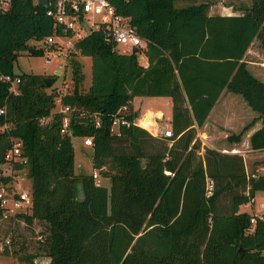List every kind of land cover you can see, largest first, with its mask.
I'll return each mask as SVG.
<instances>
[{
	"label": "trees",
	"instance_id": "obj_1",
	"mask_svg": "<svg viewBox=\"0 0 264 264\" xmlns=\"http://www.w3.org/2000/svg\"><path fill=\"white\" fill-rule=\"evenodd\" d=\"M110 2L145 45L121 51L101 27L75 41L80 55L91 57V82L80 90L82 63L69 56L73 90L61 100L75 108L72 134L60 132L54 93L43 75L14 71L21 51L42 53L43 39L62 33L61 27L36 0H10L0 8V75L20 77L16 93L0 79V123H9L0 131V164L18 138L26 160L9 165L26 167L32 180L30 210L17 216L45 222L41 245L48 264H264V212L241 209L264 190V173L248 177L239 152L209 146L203 156L195 151L197 127L224 90L240 94L257 112L227 140L240 142L261 119L249 147L264 149V81L244 57L254 39L264 49V0H249L239 14H208L205 0ZM137 95L171 98L172 135L155 136L137 124L110 133V118L123 103L129 118L138 117L132 109ZM79 110L99 112L101 125ZM71 135L93 136L92 165L109 177V186L96 183L91 172L75 173ZM144 136L170 144L146 153ZM12 178L0 175L3 181ZM226 192L229 206L221 210L219 198ZM32 256L23 257L27 264Z\"/></svg>",
	"mask_w": 264,
	"mask_h": 264
},
{
	"label": "rangeland",
	"instance_id": "obj_2",
	"mask_svg": "<svg viewBox=\"0 0 264 264\" xmlns=\"http://www.w3.org/2000/svg\"><path fill=\"white\" fill-rule=\"evenodd\" d=\"M226 1V0H221ZM186 3V1H178L177 4L181 5ZM60 46L54 51L55 54L48 47H43L42 53L39 54H30L27 50L21 51L16 60L14 61V71L16 73L26 72V73H37L42 75H52L54 74L55 70L60 69V73L56 74L55 80L53 84H59L61 80H65L70 82L69 76L71 77V68L67 62V45L66 39H58ZM30 43H36L38 45V41L29 40ZM119 49L121 51L128 49L123 45H119ZM49 54L50 58L46 61V55ZM75 57L79 59L82 63V71L84 73V79L80 83V90L86 91L91 82V57L89 55H79L77 54ZM138 59L140 63H143L145 60V55L143 53H138ZM248 60H253L255 62L249 63L248 67L254 72L260 79L264 81V65L260 64L264 62V49H262L258 43V40L255 39L251 46V51L247 54ZM66 64V65H65ZM62 70V71H61ZM64 73V75H63ZM234 93V92H232ZM238 96L232 97L229 101L225 99V101H221L218 103L214 110L219 113L223 110L224 102L229 105L231 109H238L242 114L246 116V110L242 109L243 103L242 99L240 98L241 95L238 93H234ZM231 96V95H230ZM240 96V97H239ZM132 109L136 111L138 114V121H140L146 113V108L151 107L152 109L158 111L154 112L153 114L148 113L144 119L147 122H150V126H143L149 132H155L156 123L159 125V130H161L166 125L165 121L171 117L172 115V101L171 98L168 96L156 95V96H146V95H137L134 96L132 99ZM233 106V107H232ZM249 107V106H248ZM251 109V108H250ZM252 110V109H251ZM239 112V113H240ZM149 116V117H148ZM148 117V118H147ZM212 121V114L210 117ZM251 118L246 119L245 121L237 120L238 128L236 132H238L246 123H248ZM145 121V122H146ZM146 122V123H147ZM142 124V123H141ZM142 126V125H141ZM212 126V125H211ZM198 127V128H202ZM197 128L196 135L199 137V129ZM204 128V127H203ZM150 132L152 135H154ZM232 132V131H231ZM231 132L221 134H217L215 138V142L218 144H224L225 148H219L222 151L226 152H233V147H229L230 145L227 143V135ZM244 136V135H243ZM201 137H205L204 134H201ZM200 139V147L195 149V151L200 155H204V149L207 145V142L202 141ZM71 141L74 147V170L75 173H90L94 167L92 165V152L93 149L91 146L85 145L82 142V137L79 135H71ZM142 147L146 153L154 152L159 147L163 145H169L170 142L166 139L157 140L150 136H144L141 141ZM125 146V144H124ZM211 147V146H209ZM240 148L239 151H241ZM240 153V152H239ZM262 157V156H261ZM264 157V156H263ZM264 162V159L261 161V165ZM258 165L257 167H259ZM248 172L253 171L251 170V166L248 162ZM259 173H264L263 166L260 169H257ZM2 171L11 173L13 175V179L15 181V185L17 187H21L23 189L31 190L32 180L31 177L28 175V170L26 167L14 170L11 169L8 163L0 165V172ZM99 173V172H98ZM100 181L102 184L109 186V177L101 175L99 173ZM230 192L224 193L219 198V206L221 210H226L229 206L230 201ZM255 203L247 202L241 205L242 210H246L250 213H258L261 214L264 210V190H259L256 196ZM46 229V224L44 221L34 220L32 224H29L25 221V218L22 216L14 217V220L8 222V219L0 220V240L4 239L5 237H11L12 239V253H0V259H3L6 264H27L25 258L26 255L35 253L40 257L46 256V251L43 249V245H41V241L38 237H40L39 230Z\"/></svg>",
	"mask_w": 264,
	"mask_h": 264
},
{
	"label": "built area",
	"instance_id": "obj_3",
	"mask_svg": "<svg viewBox=\"0 0 264 264\" xmlns=\"http://www.w3.org/2000/svg\"><path fill=\"white\" fill-rule=\"evenodd\" d=\"M9 2L10 0H0V8H7L9 6ZM46 11L47 14L53 18L54 25L61 27L62 29V33H52L46 36L41 43L43 47H48L53 54H55L54 51L57 47L60 46L58 39H66L67 51L65 54L67 58L72 54L80 55L75 41L88 33L84 26V22L87 24L89 32L92 29L101 27L105 32L104 35L106 40L114 42L118 49L119 45H123L128 48L123 51H130L135 47L141 49L145 45V41L138 35L135 28L129 23L128 18L117 13L110 0H48ZM49 58L50 56L47 54L46 61H48ZM66 64H68V60ZM144 65H146V62ZM0 79L9 81L10 91L15 93L17 92V85L20 81L19 75L16 74L15 76H10L2 74L0 75ZM69 80L70 82L61 80L59 84L52 83L50 89V91L54 93L55 97V105L52 111L60 114V132L66 134H72L69 124L71 113H73L75 109L69 104H64L61 100L64 95L71 93L73 90L72 75L71 77L69 76ZM3 111L4 109L0 108V112ZM129 113L130 108L128 103H123L117 108L115 113H113L110 118V133L119 135L122 126H129L131 124L142 125L140 121H138L139 118H129ZM78 115L86 117L88 122H92L95 127L101 125L100 114L97 111L79 110ZM50 118L51 114L43 116L40 118V123H46ZM8 126V122L0 123V131L6 130ZM143 126L144 125H142V127ZM152 133L155 136H170L173 131L171 125H166L161 130H159V127L157 126L155 132ZM81 137L83 144L91 147L93 146L92 135H84ZM5 159L8 164L9 162H24L26 160V158L21 154L20 139L14 138L12 146H10L5 153ZM246 173L248 177L260 174L257 169L250 172L246 171ZM8 174L11 173L4 171H2V173L0 172V175ZM91 174L96 183H101L99 173L96 169H93ZM211 186L212 182L208 181V189H210ZM31 205V190L17 187L13 178L8 181L0 180V220H9L14 217H18V214L29 211ZM11 242L12 239L10 236L0 240V252L7 246L11 247Z\"/></svg>",
	"mask_w": 264,
	"mask_h": 264
},
{
	"label": "crops",
	"instance_id": "obj_4",
	"mask_svg": "<svg viewBox=\"0 0 264 264\" xmlns=\"http://www.w3.org/2000/svg\"><path fill=\"white\" fill-rule=\"evenodd\" d=\"M205 1H209V3H210L209 8H208V14H216V13L239 14L242 12V7L249 3V0H226V1L205 0ZM254 41H255V39L252 41V43L248 47V49L245 53V56H244L246 61L249 63L255 62L253 60L247 59V54L250 53L251 46H252ZM145 62H147L146 56H145V60H144L143 64ZM260 64L264 65V62H261ZM234 96H238V95H236V94H234L228 90L222 91L221 95L219 96V98L215 102L214 106L211 108L210 112L208 113L204 124L202 125L204 128L203 127L202 128L197 127L199 129V135H200L199 137L202 139V141H204V142L206 141L208 146L215 147L218 149L221 147L224 149L225 145L216 143L215 139H213V137L215 138V136H217V134H221L222 132H224V133H228L231 131L236 132V129L238 128L237 120H240V121L244 120L245 121L246 119H249V118L252 119L255 115H257V112L254 111L247 104V102L244 100V98L242 96L241 97L239 96V97L242 99V103H243L242 109L246 110V116H245V114H242L238 109H231L229 107V105L225 102L223 104V110L221 112L217 113L214 110L215 106L218 103H220L221 101H225V99L229 101ZM145 111H146L145 116H147L148 113L153 114L154 112H158V111L152 109L151 107H147ZM211 114H212V121L210 119ZM170 119H171V117H169L165 121V124H170ZM260 124H261V119L256 120L255 123L248 130H246V132L243 134L244 136L242 135V139L238 143L229 142L227 140V143L230 145L229 147L234 148L233 152H240L243 155L246 171H248V169H247L248 168V162L251 166V170L260 169L262 166L264 167V165L260 164L261 161L264 159V157H263L264 156V149L258 150V149H252L249 147L250 146L249 145V136L253 132V130H255L256 128H258L260 126ZM158 125L159 124L156 123V127ZM201 134H204L205 137H201ZM243 147L245 149L244 150L241 149V151H239V149L243 148ZM262 164H264V162ZM258 165H260V166L257 167ZM258 191L255 192L254 200L251 203H255V200L257 199L256 196L258 194ZM261 212H264V210ZM11 220H14V218L9 219L8 222H10ZM34 220H36V219H33V221ZM29 224H32V222H29ZM41 230H39L40 237H38L40 241H41L42 235H43L41 233ZM12 250L13 249H12V242H11V247H8V246L5 247L0 253H4V254L5 253H12ZM31 255H33L32 256L33 264H48L49 259H50L48 254H46V256H44V257H40V256L36 255L35 253H32ZM0 264H6V263L4 262L3 259H0Z\"/></svg>",
	"mask_w": 264,
	"mask_h": 264
},
{
	"label": "water",
	"instance_id": "obj_5",
	"mask_svg": "<svg viewBox=\"0 0 264 264\" xmlns=\"http://www.w3.org/2000/svg\"><path fill=\"white\" fill-rule=\"evenodd\" d=\"M37 3L45 8L48 6V0H37ZM84 26L86 28V31L89 32V28L85 22H84ZM59 73H60V69H57L52 75H43V80L45 84L47 86H50L54 82L56 74H59Z\"/></svg>",
	"mask_w": 264,
	"mask_h": 264
},
{
	"label": "bare ground",
	"instance_id": "obj_6",
	"mask_svg": "<svg viewBox=\"0 0 264 264\" xmlns=\"http://www.w3.org/2000/svg\"><path fill=\"white\" fill-rule=\"evenodd\" d=\"M148 117H149V116H148ZM148 117H147V118H148ZM145 121H146V120H145L144 118H142V119L140 120V123H142V125H144V126H146V127L151 125L150 122H147V121H146V122H147V123H146Z\"/></svg>",
	"mask_w": 264,
	"mask_h": 264
}]
</instances>
